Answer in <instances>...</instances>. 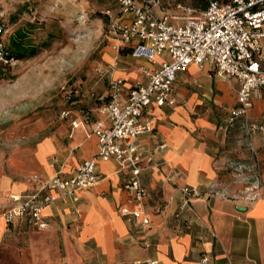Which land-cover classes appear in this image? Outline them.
<instances>
[{
	"label": "crops",
	"instance_id": "crops-1",
	"mask_svg": "<svg viewBox=\"0 0 264 264\" xmlns=\"http://www.w3.org/2000/svg\"><path fill=\"white\" fill-rule=\"evenodd\" d=\"M132 58L129 61L136 68L120 67V73L113 74L125 81L124 96L135 84L132 80H147L140 64L147 63L146 68L153 70L166 56H158L156 61ZM238 86L220 76L212 65L202 68L192 63L180 71L175 82L177 103L152 104L144 112L143 119L153 125L152 132L140 139L144 164L152 165L142 176L148 189L146 199L134 201L125 188L131 176L128 167L114 158L99 161V183L82 190L78 202L60 200L45 208L46 236L52 244L49 239L44 247L32 241L34 253L44 249L46 261L54 264L58 259L52 255L56 249L53 240L59 239L60 246L67 249L60 259L65 264H131L148 259L159 264H201L205 253L211 256V264H264V186L254 201L240 196L245 178L251 175L244 166L258 165L264 182V89L253 93L250 119L262 129L250 139L239 118L229 126L233 112L241 107ZM99 108L87 112L95 120L103 118ZM92 130L93 122L77 127L68 151L53 139L55 149L45 161L37 151L43 165L42 180L60 169L71 177L86 160L96 157L98 139ZM90 141L92 147H88ZM58 152L62 157L52 162V155ZM184 187L200 189L204 196L193 198L191 207L184 206ZM35 188L29 180L3 175L0 204L7 202L9 195L26 196ZM137 208H144L151 218L147 229L139 220L129 221L122 214L123 209ZM2 220L0 238L9 225L4 218L0 223ZM10 224L31 227L23 220Z\"/></svg>",
	"mask_w": 264,
	"mask_h": 264
},
{
	"label": "built area",
	"instance_id": "built-area-1",
	"mask_svg": "<svg viewBox=\"0 0 264 264\" xmlns=\"http://www.w3.org/2000/svg\"><path fill=\"white\" fill-rule=\"evenodd\" d=\"M118 7L110 22V32L122 46L132 49L136 58L156 61L166 56L159 67L144 69L146 81L130 87L124 96L125 81L113 79L109 100L99 111L104 117L94 119L87 112L75 127L93 122L92 133L98 139L96 157L86 160L71 176L63 170L47 180H37L35 191L26 196H11V206L5 213L8 223L23 220L31 227L46 228L45 208L60 200L78 202L81 191L96 186L100 181L99 161L116 159L131 170L125 188L133 200L142 203L148 196L143 172L152 165L144 164L141 137L152 132L151 121L143 119L147 108L177 103L175 82L180 71L192 63L204 68L212 65L217 73L229 82H237V97L241 107L233 112L229 126L240 119L241 127L252 139L262 127L250 119L255 89H264V0H209L205 10L193 4L179 2L170 12L164 0H116ZM173 10V9H172ZM111 12V11H109ZM5 23L0 19V62L8 59L10 51L4 41ZM251 175L245 178L241 198L254 201L264 186L258 165L244 166ZM184 206L191 207L193 198L204 193L197 188L184 187ZM240 196L233 195L232 198ZM129 220H139L147 229L151 218L144 208L123 209ZM149 245V244H147ZM211 256L205 253L201 264H211ZM132 264H159L156 259L135 261Z\"/></svg>",
	"mask_w": 264,
	"mask_h": 264
},
{
	"label": "rangeland",
	"instance_id": "rangeland-1",
	"mask_svg": "<svg viewBox=\"0 0 264 264\" xmlns=\"http://www.w3.org/2000/svg\"><path fill=\"white\" fill-rule=\"evenodd\" d=\"M164 2L175 13L180 12L175 9L179 2L194 5V0ZM117 7L116 0H0L4 41L16 52L0 62V178L10 175L37 185L44 177L37 158L39 145L53 138L68 151L76 137L74 123L81 122L84 112L98 111L109 100L110 83L117 79L113 71L137 67L129 61L132 51L124 46L118 51V41L110 32L109 13ZM15 41L23 49L18 50ZM112 45L117 48L115 59L109 51ZM146 65H139L143 73ZM60 157L58 152L51 161ZM10 203L11 195L0 204V218L5 221ZM8 224L6 235L0 238V264H19L20 260L48 264L44 249L34 253L30 246L35 241L44 247L48 239L52 244L46 229ZM54 241L52 255L58 259L54 264H65L60 259L67 249L59 239Z\"/></svg>",
	"mask_w": 264,
	"mask_h": 264
},
{
	"label": "bare ground",
	"instance_id": "bare-ground-1",
	"mask_svg": "<svg viewBox=\"0 0 264 264\" xmlns=\"http://www.w3.org/2000/svg\"><path fill=\"white\" fill-rule=\"evenodd\" d=\"M109 51L111 53V56L113 59L116 58V54H117V48L112 45L109 47ZM120 69L116 68L113 71L114 75H117L118 73H120ZM55 149V144H54V140L53 138H47L46 140H44L40 145H39V149H38V156L41 160L45 161L47 159V156L50 152H52ZM51 165V164H50ZM12 196V195H11ZM4 220L1 221L0 223V231H2L4 229Z\"/></svg>",
	"mask_w": 264,
	"mask_h": 264
},
{
	"label": "trees",
	"instance_id": "trees-1",
	"mask_svg": "<svg viewBox=\"0 0 264 264\" xmlns=\"http://www.w3.org/2000/svg\"><path fill=\"white\" fill-rule=\"evenodd\" d=\"M209 0H194V6L201 9V10H205L208 5H209ZM15 44L17 45L18 47V50H20L21 48L23 49V44L18 42V41H15ZM8 50L10 51V53H13L15 52L14 49H12V46L8 45ZM132 51V49H129ZM16 53V52H15Z\"/></svg>",
	"mask_w": 264,
	"mask_h": 264
}]
</instances>
